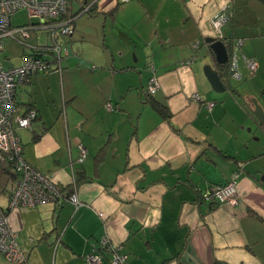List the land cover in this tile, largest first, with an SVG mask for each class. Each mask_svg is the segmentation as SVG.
<instances>
[{"label": "crops", "instance_id": "obj_1", "mask_svg": "<svg viewBox=\"0 0 264 264\" xmlns=\"http://www.w3.org/2000/svg\"><path fill=\"white\" fill-rule=\"evenodd\" d=\"M226 6L233 13L219 30L241 42L240 80L216 93L203 72L217 69L205 39L216 35L212 22ZM76 14L61 74L16 88L19 112L37 114L17 135L25 161L84 206L9 211L23 264H87L103 236L121 246L124 264H264V129L251 103L264 113V0H71L67 16ZM243 57L256 62L253 74ZM152 77L168 118L144 102ZM232 180V203L206 199ZM16 182L0 156V208ZM110 261L106 254L102 264ZM0 264L13 263L0 256Z\"/></svg>", "mask_w": 264, "mask_h": 264}, {"label": "built area", "instance_id": "obj_2", "mask_svg": "<svg viewBox=\"0 0 264 264\" xmlns=\"http://www.w3.org/2000/svg\"><path fill=\"white\" fill-rule=\"evenodd\" d=\"M122 3L128 0H120ZM66 0H0V52L3 49V40L25 47V41L30 38V32L36 36L38 32H48L52 40L51 45L32 47L31 54H21L20 64L10 68H4L0 59V156L8 163L17 176V182L12 190L7 207L0 208V256L13 264H23L25 256L19 249L17 234L9 227L7 214L9 211L18 208L33 209L44 203H51L60 208L65 202L77 210L84 206L74 190L67 191L49 175L41 173L29 165L22 155V145L17 131L22 128H30L36 120L37 114L34 110L19 112L16 101V88L21 83L31 81L36 75L49 73L61 74V62L69 55L68 49L59 42L57 35L70 37L74 33L73 19L64 18L66 15ZM20 10H25L29 19H37L38 22L28 26L11 27L10 18ZM88 9L82 6L80 14H86ZM218 23H214L217 30ZM241 44L237 41L234 50ZM199 47V43L192 46ZM47 54V56H44ZM235 52L231 55V61L235 62ZM246 67L251 74L256 71L257 64L253 59L243 57ZM159 83L152 77L147 84L146 91L154 94ZM199 99L198 95L194 96ZM207 110H211L214 104L206 103ZM106 109L112 110L108 104ZM80 151L79 162L86 157V149L78 145ZM72 180V185H73ZM235 180L224 186L211 190L206 197L207 200L217 203H232L236 198ZM102 216V214H100ZM60 243L56 240L54 247ZM104 254L111 255V264H124L125 255L121 246L111 243L106 236H103L98 248L93 252L84 255L83 260L87 264H102Z\"/></svg>", "mask_w": 264, "mask_h": 264}, {"label": "water", "instance_id": "obj_3", "mask_svg": "<svg viewBox=\"0 0 264 264\" xmlns=\"http://www.w3.org/2000/svg\"><path fill=\"white\" fill-rule=\"evenodd\" d=\"M232 13L233 10L231 6H226L224 9L220 10V12L215 16L214 22H212V27L216 32V35L214 37H207L205 39V45L209 47V50H211V52L214 55L215 65L217 64V65H221L223 68L225 67V70L222 71L219 70L218 67L216 70L212 69L210 66H206L203 68V72L206 80L210 84L213 91L216 93L224 92L225 89L233 90L230 81L232 79L236 81L240 80V75L237 72V66H236L237 57L235 59V62L231 61V55H233V53L235 52L234 45L236 42H234L233 40L223 39L219 30L220 29L219 20H223V19H225V21L229 20L232 16ZM214 23L219 24L217 30L214 28ZM251 103L254 106L253 115L256 121L264 126L263 111L258 106L255 99L251 100ZM73 210L76 211L75 209ZM56 247H54V249Z\"/></svg>", "mask_w": 264, "mask_h": 264}, {"label": "rangeland", "instance_id": "obj_4", "mask_svg": "<svg viewBox=\"0 0 264 264\" xmlns=\"http://www.w3.org/2000/svg\"><path fill=\"white\" fill-rule=\"evenodd\" d=\"M36 22H38L37 19H29L27 16V12L25 10H20L17 13L13 14L12 17L10 18V25L11 27H19V26H28L31 24H35ZM70 37H66L63 35L58 34L57 35V39L59 40V42H61L62 44H65V46H68V40ZM92 38H88V42H84V43H90ZM108 44L109 46L112 45L113 40L111 38L108 39ZM52 40L49 38L48 32H38L37 36H35L33 33L30 32V38L27 39L25 41L24 46L22 47L17 43H13L11 40L5 39L3 40V49L2 52H0V59H1V65L4 68H10L12 66H16L20 64V56L21 54H31L32 53V47L37 46V45H45V46H49L51 45ZM89 47V46H88ZM69 53L72 52L71 49H69V47H67ZM86 52L89 53V55L87 56L89 58L94 59L95 57H97L95 55V53L97 52L96 47L94 46H90L89 47V51H87V49H85ZM44 56H47V54H44ZM85 58V57H83ZM86 59V58H85ZM84 63L86 66V68L89 70V68L91 67L90 64ZM238 60L236 63V66L238 68ZM243 85V83H239L237 85V87H241ZM259 132V131H258ZM263 134V133H262ZM263 138H264V134H263Z\"/></svg>", "mask_w": 264, "mask_h": 264}, {"label": "trees", "instance_id": "obj_5", "mask_svg": "<svg viewBox=\"0 0 264 264\" xmlns=\"http://www.w3.org/2000/svg\"><path fill=\"white\" fill-rule=\"evenodd\" d=\"M71 0H66V6H67V8H66V15L64 16V18H72L73 19V21H72V23L74 24V21H75V18L77 17V15L80 13H78V14H76V15H72V16H67V11H68V3L70 2ZM86 14H88L89 16L91 15V12H87ZM86 14H82V15H86ZM36 32H34V34H35ZM37 36V35H36ZM71 37V36H70ZM13 43H15V42H13ZM64 46H65V44H64ZM43 48H47V46H42ZM210 52H211V50H210ZM211 54L213 55V53L211 52ZM216 67H218V69L219 70H225V67L223 68L221 65H217L216 64ZM251 74V73H250ZM144 95V102L145 103H147L154 111H156L158 114H160V115H162V116H164V117H169V115H168V113L167 112H165V108L162 106V105H160L158 102H156L154 99H153V94H149V93H147V91H146V93H144L143 94ZM18 105V104H17ZM249 107V106H248ZM259 125H260V127L261 128H263L264 129V126L262 125V124H260L259 123ZM104 151H105V149H100L99 151H98V153L96 154V157H95V159H96V161H99L100 159H102L103 158V156H104ZM78 181H79V178L75 175L74 176V185L75 186H77V183H78ZM104 255H106V254H104Z\"/></svg>", "mask_w": 264, "mask_h": 264}, {"label": "flooded vegetation", "instance_id": "obj_6", "mask_svg": "<svg viewBox=\"0 0 264 264\" xmlns=\"http://www.w3.org/2000/svg\"><path fill=\"white\" fill-rule=\"evenodd\" d=\"M73 28H74V24H73Z\"/></svg>", "mask_w": 264, "mask_h": 264}]
</instances>
